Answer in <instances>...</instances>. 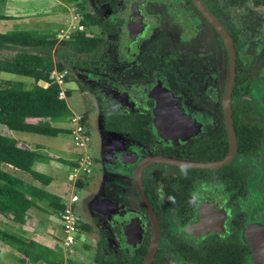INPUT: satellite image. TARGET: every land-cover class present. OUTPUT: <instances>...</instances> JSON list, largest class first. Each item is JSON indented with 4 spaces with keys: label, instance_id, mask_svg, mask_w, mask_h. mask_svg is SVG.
<instances>
[{
    "label": "flooded vegetation",
    "instance_id": "af4514ba",
    "mask_svg": "<svg viewBox=\"0 0 264 264\" xmlns=\"http://www.w3.org/2000/svg\"><path fill=\"white\" fill-rule=\"evenodd\" d=\"M100 1L110 6V14L91 17L106 22L114 32L104 35L100 26L92 25L100 29L97 39L117 35L114 42L124 48L123 56L108 60L126 70L111 90L119 105L125 106L124 113L115 116L144 118L151 135L147 142L126 135L122 148L112 154V168L123 173L120 181L125 187L129 183L132 194L118 202L120 211L105 226L112 245L100 254L144 264L155 244L150 264H241L242 255L243 264H264L257 257L264 258V120L250 118L254 107L264 110V86L243 76L237 36L199 0L229 34L234 48L229 125L224 111L228 49L193 0ZM254 1V8L264 9ZM150 2L156 5L148 7ZM210 35L221 48L210 47ZM148 47L151 54L140 55ZM220 49L221 61L219 55L215 59ZM219 76L220 98L215 95ZM242 83L247 92L235 95ZM259 87L262 96H255ZM248 95L255 106L252 102L233 106L235 98ZM230 131L235 139L232 146ZM249 135L254 151L243 153L241 139ZM216 164L220 165L204 167ZM140 168L143 195L134 183Z\"/></svg>",
    "mask_w": 264,
    "mask_h": 264
},
{
    "label": "rangeland",
    "instance_id": "374dc122",
    "mask_svg": "<svg viewBox=\"0 0 264 264\" xmlns=\"http://www.w3.org/2000/svg\"><path fill=\"white\" fill-rule=\"evenodd\" d=\"M203 1L211 10H214L217 15L224 19L225 27L237 36L239 56L244 67L243 76L251 84L255 83L264 86V9L254 8L252 5L253 0H243L240 5L235 7L230 6L228 0ZM57 2L54 8L46 6L47 2L43 0L42 2L22 0L19 5L0 2V14L4 16L14 15L16 17L14 19L0 20V31L5 32L15 29L49 30L56 35L58 40H68L79 32H83L85 36L90 38H100L98 26H83V31H78L77 25L87 15L103 17L105 14H110L111 8L109 5L102 4L100 0H57ZM155 5L154 2H150L147 6L154 7ZM64 32H70L65 34L69 38L59 39V36L64 34ZM115 37L117 35L113 38ZM101 38H103L105 43L101 44L90 54H77L73 51H68L72 55L71 62L56 56L55 52L57 51L61 53L67 51L64 47L56 46L53 48L52 53L55 61L62 62L65 65V70L59 73L62 76V89L69 90L75 97L72 103L71 100H67V104L75 115H80L84 118L90 137L86 150L75 147L70 134L59 135L55 138L32 133H29L30 135L18 134L13 131L10 132L6 127L0 125V135L2 136H13L15 139L25 140L29 143L36 142L49 146L53 154L61 157H67V153H70V158L78 161L84 155L90 158L91 165L89 168H93L92 172L88 173L87 176H82L78 172L76 177H74L78 178L76 182L68 180V175L72 172L70 168L48 164H37L36 166V170L41 174L52 177L59 183L55 187L61 188L62 192H64L63 194L66 195L67 201H70L73 195L78 199L73 205V211L74 215L79 219L80 225L76 235L75 252L71 264H95L94 258L97 250H100L102 254H106L107 247L112 245L111 238H113L106 229L109 226V220L114 218L120 211L118 202L123 201L128 195L132 194L129 183L125 187V183L120 181V177L124 178L123 173L117 172L112 168V154L122 148L120 144L123 142L124 136L104 130V117L106 115L123 114L125 111V106L119 105L113 98L115 95L111 93V90L116 86V82H121L120 80L126 70L116 62L109 63L108 61L110 57H112L111 61L114 60V55L117 58L123 56L124 48L121 44L115 43L113 38ZM209 40H211V48H221L220 41L214 38L213 35H210ZM151 49L150 47L142 49L140 55L151 54L149 52ZM165 52H168V50L166 49L163 53L157 51L156 54H164ZM12 54L11 52H0V59L9 57ZM218 55L221 61V49L218 54L215 52V59ZM224 64L226 70V54ZM137 69L133 68L131 70ZM0 78L4 81H22L27 89L34 86L33 79L19 75L1 73ZM221 80L222 77L219 76L215 94L218 98L222 95ZM257 91L255 96H262L263 87H259ZM250 97L251 95L235 98L233 106L245 102H252L254 105L255 102L253 100L250 101ZM205 98L201 94L202 102L205 101ZM75 115L72 114L71 117ZM71 117L51 119L44 121V123L46 122L54 127L69 129L72 132ZM250 118L264 120V110L254 107ZM102 137L104 139H101ZM96 159L98 160L97 164ZM81 178L84 180V185L76 188L78 183L82 184ZM74 183L75 187H73ZM62 202L64 201L62 200ZM93 207L99 208L94 211L92 210ZM97 219L99 222L92 224ZM0 220L2 223L1 227H6L8 222L4 219L2 220V218ZM103 220L105 223H103ZM85 224L90 226L93 231L81 229V226ZM6 228L16 230V227L12 224H9ZM38 228L40 230L37 231V234L45 245L57 250L61 249L64 236L58 214L52 213L50 210L45 211L40 218V222H38ZM0 248L3 256L7 254L8 264H21L20 255L15 250L4 244H0Z\"/></svg>",
    "mask_w": 264,
    "mask_h": 264
},
{
    "label": "trees",
    "instance_id": "16d2710c",
    "mask_svg": "<svg viewBox=\"0 0 264 264\" xmlns=\"http://www.w3.org/2000/svg\"><path fill=\"white\" fill-rule=\"evenodd\" d=\"M4 2L6 0H0ZM230 5H238L243 0H228ZM256 7H264V0H255ZM0 20H8L0 16ZM82 26L98 25L102 28V34H112L113 28L106 22L87 15L81 21ZM103 43L102 39L90 38L79 32L68 40H58L56 35L49 30H23L15 29L0 32V52L13 53L9 57L0 59V74L9 73L31 78L34 86L30 89L25 87L22 81H4L0 78V125L9 131L33 133L48 137H57L70 134L69 129L51 126L44 121L58 118H69L72 112L66 100L60 99V86L50 80L53 72L62 73L65 65L55 61L52 53L53 48L61 46L66 52H55L56 56L64 60L72 61V55L68 51L77 54L92 53ZM48 83L47 87L38 85L39 82ZM247 87L242 83L236 87L235 95L245 94ZM67 97L71 96L69 90H65ZM104 129L107 132L130 136L133 139L147 142L151 135L147 122L142 117L106 116ZM252 136L241 139V152L250 153ZM258 145V142L256 143ZM42 157L38 153L19 146L18 141L11 137L0 135V163L9 165L14 169L29 174L34 180L43 185L51 181L49 176L39 173L34 169L36 163ZM69 164L65 160H59ZM81 187V183L77 184ZM36 207L42 212L52 211L58 214L65 206L62 199L39 189L18 177L0 169V215L11 223L25 225L30 209ZM82 227V226H81ZM84 229V227H83ZM0 242L9 246L21 255V263L31 262L34 264H63V255L56 248L41 244L35 240H24L14 232L0 227ZM104 243V242H103ZM1 254V250H0ZM98 264H131L125 257L109 259L100 254L95 257ZM243 264V255L241 256ZM1 264V263H0Z\"/></svg>",
    "mask_w": 264,
    "mask_h": 264
},
{
    "label": "crops",
    "instance_id": "0c3cea01",
    "mask_svg": "<svg viewBox=\"0 0 264 264\" xmlns=\"http://www.w3.org/2000/svg\"><path fill=\"white\" fill-rule=\"evenodd\" d=\"M37 1H41L42 0H37ZM43 1H46L47 3L45 4L46 6H48L49 8H54L56 6V4L58 3L57 0H43ZM1 2V1H0ZM4 2H8L9 4L11 5H19L20 3H22V0H6ZM3 14H0V16H2ZM4 16V15H3ZM4 17L6 18H16L14 17V15H5ZM69 19V18H68ZM68 21V20H67ZM1 32V31H0ZM6 32V31H5ZM38 85L42 86V87H47L48 84L45 83V82H39ZM66 96V95H65ZM75 97H74V94L70 97H67L65 98L66 102L67 100H71V103L72 101H74ZM74 103V102H73ZM68 105V104H67ZM69 107V106H68ZM70 108V107H69ZM71 110V108H70ZM71 112L75 115V113L73 112V110H71ZM59 128V127H58ZM11 132V131H10ZM14 133H18V134H28L30 135L29 133H22V132H14ZM33 134V133H32ZM71 135V133H70ZM72 137V136H71ZM11 138H13V136H11ZM55 138V137H53ZM15 139V138H13ZM73 139V138H72ZM18 141V144L19 146H22V147H25L29 150H32L36 153H38L39 155H41L42 159L41 161H39L38 163H36V165L34 166V169L36 170V166L37 164H40V165H44V164H48V165H59V166H64V167H67V168H70V170H72V174L69 173L68 175V180L70 181V177L71 176H74V175H77L78 172H80L83 175H86V174H83L82 173V165H83V159L85 157H87V155H84V157L81 159V160H76V159H72L70 158V153H67V157H61L59 155H55L53 154L51 151H50V147L49 146H46V145H43V144H39V143H36V142H27L25 140H20V139H16ZM75 146V144H74ZM76 147V146H75ZM78 148V147H77ZM80 149V148H79ZM84 150H86V148H83ZM59 160H65L67 162H69V164H64V163H61L59 162ZM96 162L98 161L97 159L95 160ZM1 167L0 169H2L3 171L7 172V173H10V174H13V175H16L19 179H22L24 180L25 182L39 188V189H42L50 194H53V195H56L58 197H60L64 202H67V198H66V195H64L61 190V188H58V187H55V185H59V183L53 179L52 177L51 178V181L48 185H43L41 184L40 182L34 180L29 174L25 173V172H22L20 170H17V169H14L13 167L9 166V165H6V164H0ZM96 165V164H95ZM93 165V166H95ZM92 169H89V173L92 172ZM37 171V170H36ZM39 172V171H38ZM40 173V172H39ZM79 173V174H80ZM82 179V178H81ZM82 184H81V187L84 185V180L82 179ZM71 182V181H70ZM122 182V181H121ZM73 187H75V183L73 185ZM76 188H80V187H76ZM74 196V195H73ZM78 201V199H77ZM99 207H93L92 210L96 211L98 210ZM44 214V212H42L41 210H39L38 208L36 207H33L30 209V213H29V216H28V219H27V223L25 225H17V224H14V223H11L10 221H8L5 217H3L2 215H0V218H2V220L4 219L5 221H7V226L9 224H12L16 227V230L14 229H9V228H6V227H1L2 226V223L0 224V227L3 228V229H6L8 231H11V232H14L15 234H17L19 237L21 236L22 238H24V240H35L41 244H44V242L42 241V239L38 236L37 234V231L40 230L38 228V222H40V218L41 216ZM1 221V220H0ZM92 225V224H91ZM84 227V230L86 231H91V227L90 226H87L86 224L82 226L81 229H83ZM24 233V234H23ZM25 235V236H24ZM0 244H4L2 242H0ZM5 245V244H4ZM45 245V244H44ZM1 250V254H0V263L1 264H8V260H7V254H5L3 256V253H2V249L0 248ZM21 255H20V258L19 260L21 259ZM22 264V263H21ZM26 264H34V263H31V262H27Z\"/></svg>",
    "mask_w": 264,
    "mask_h": 264
},
{
    "label": "built area",
    "instance_id": "2783aa9c",
    "mask_svg": "<svg viewBox=\"0 0 264 264\" xmlns=\"http://www.w3.org/2000/svg\"><path fill=\"white\" fill-rule=\"evenodd\" d=\"M82 29L83 26L80 24L77 25V30L78 31H83ZM66 33L70 32H64V34L59 36V39H68V36H65ZM50 80L52 82L57 83L60 88L61 92L59 94L60 99L66 98L65 96V90L62 89V76L61 74L57 72H53L50 76ZM48 84V83H47ZM71 122H72V132L71 136L73 138V142L76 147L83 149L87 148L90 142V137L88 135L87 129H86V124L84 122V118L80 115H75L71 117ZM91 165V161L89 157H85L83 159V169L82 173L86 174L89 173V167ZM76 175L71 176L69 179L70 181L76 182L78 178H74ZM77 202L76 196H72L70 201L63 202L65 209L63 211L58 212V217L59 221L62 226V232H63V241H62V247L59 250L60 253L63 255L65 262L63 264H71L73 261V255H74V246L76 243V235L79 230V219L74 215L73 211V205Z\"/></svg>",
    "mask_w": 264,
    "mask_h": 264
},
{
    "label": "water",
    "instance_id": "95a60500",
    "mask_svg": "<svg viewBox=\"0 0 264 264\" xmlns=\"http://www.w3.org/2000/svg\"><path fill=\"white\" fill-rule=\"evenodd\" d=\"M193 2L196 5V7L199 9V11L202 12L207 17V19L216 26L220 35L223 37V40H224L226 47L228 49L230 67H229V77H228L227 88H226L225 95H224V104H225V110L224 111H225L226 119L228 120L229 125H231V113L229 110V103H230L231 89H232L234 73H235V55H234V48H233L232 40H231V37L229 36V34L224 29H222L212 19V17L207 13V11L201 6V3L199 2V0H193ZM229 128H230V126H229ZM229 138H230V145L231 146L234 145L235 139H234V134L232 131L229 132ZM232 142H233V144H232ZM219 165L220 164H216V165H212V166H204V167H218ZM134 183H135V186L140 190V193L142 194V191L140 188V185H141V168L138 169L134 175ZM154 249H155V244L152 246L144 264H150L151 263L153 253H154ZM257 257H259L258 259L260 262L262 261V263H264V258L261 255L257 254ZM257 257H256V260H257Z\"/></svg>",
    "mask_w": 264,
    "mask_h": 264
}]
</instances>
